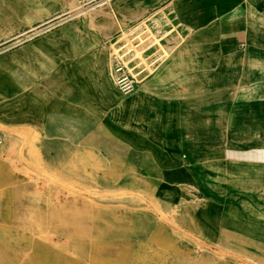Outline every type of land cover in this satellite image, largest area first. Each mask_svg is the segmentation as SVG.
Wrapping results in <instances>:
<instances>
[{
    "label": "crops",
    "instance_id": "crops-1",
    "mask_svg": "<svg viewBox=\"0 0 264 264\" xmlns=\"http://www.w3.org/2000/svg\"><path fill=\"white\" fill-rule=\"evenodd\" d=\"M38 1L40 18L20 26L21 8L35 7V0H0V126L43 124L61 140L90 134L93 146H114L107 135L121 100L116 95L122 96L111 74V44L118 43L119 30L101 15L90 21L83 13L69 14L70 0ZM113 2L125 28L166 17L171 32L178 31L169 37L172 49L147 62L149 73L135 80L153 106L132 101L130 94L122 100L123 146H147L165 183L196 181L194 168L215 162L221 182L226 176L221 191L264 199V0ZM131 49L135 58L143 54ZM241 205L233 210L220 198L218 220L196 214L204 222L200 230H232V209L237 234L244 235L245 225L259 232V217Z\"/></svg>",
    "mask_w": 264,
    "mask_h": 264
},
{
    "label": "rangeland",
    "instance_id": "rangeland-1",
    "mask_svg": "<svg viewBox=\"0 0 264 264\" xmlns=\"http://www.w3.org/2000/svg\"><path fill=\"white\" fill-rule=\"evenodd\" d=\"M113 1L70 0L68 5H76L77 14H92L90 21L98 15L109 18L119 30L118 43L111 44L116 55L111 74L122 96L116 95L121 100L116 103L114 128L107 135L114 146H93L90 134H69L61 140L43 124L0 126L4 130L0 133V264H264L262 197L241 200L234 193L227 195L226 189L221 191L226 176L221 182L215 162L197 165L196 181L165 183L163 168L151 165L155 156L147 146H123L124 96L153 105L145 87L135 86V80L149 73L147 67L130 55L132 49L123 52L118 47L122 33L138 23L125 28L116 18ZM35 4L21 8L20 26L40 18L42 7L37 4H43L38 0ZM156 21L165 38L178 32H171L170 19ZM143 55L155 58L151 49ZM129 82L132 86H125ZM132 129L134 143V125ZM220 198L233 210L238 203L245 213L254 211L262 222L259 232L245 225L244 235L237 234L232 209L228 210L232 230L221 235L200 230L204 222H197L196 214L218 220Z\"/></svg>",
    "mask_w": 264,
    "mask_h": 264
},
{
    "label": "bare ground",
    "instance_id": "bare-ground-1",
    "mask_svg": "<svg viewBox=\"0 0 264 264\" xmlns=\"http://www.w3.org/2000/svg\"><path fill=\"white\" fill-rule=\"evenodd\" d=\"M69 12H70V14H74V13L78 12V7L76 5L71 6ZM88 17L90 20H92V18H93L92 14H90V13L88 14ZM153 24H155V26L153 28H151V27H149V23L142 21V23H138L133 28V32L131 33L130 37H132L133 39L138 41L136 44L125 33H122V35L119 37V41H121L122 44L121 45L118 44V47L121 48V50L123 52L128 51L130 48L136 49L137 45L140 46V48H141L140 50L142 53L147 50L146 47H149V49H151V52L155 56V58H153V56L146 58V57H144L143 54L139 55L137 57L146 66H147V64H146L147 62L154 63L156 60L161 58L162 55H164L166 50H169L172 48L171 47L172 45H170L169 37L165 38V34L162 32L163 30L161 31V29L159 28L160 25L157 23L156 20L153 22ZM163 38H165L163 40L164 42L161 41Z\"/></svg>",
    "mask_w": 264,
    "mask_h": 264
},
{
    "label": "built area",
    "instance_id": "built-area-1",
    "mask_svg": "<svg viewBox=\"0 0 264 264\" xmlns=\"http://www.w3.org/2000/svg\"><path fill=\"white\" fill-rule=\"evenodd\" d=\"M128 85L131 87V86H132L131 82H129V83H128V84H126L125 86H128Z\"/></svg>",
    "mask_w": 264,
    "mask_h": 264
}]
</instances>
